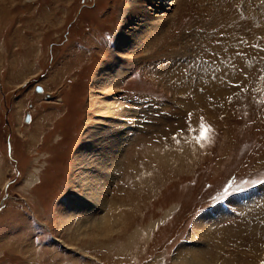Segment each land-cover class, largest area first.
I'll list each match as a JSON object with an SVG mask.
<instances>
[{"label": "rangeland", "instance_id": "1", "mask_svg": "<svg viewBox=\"0 0 264 264\" xmlns=\"http://www.w3.org/2000/svg\"><path fill=\"white\" fill-rule=\"evenodd\" d=\"M256 3L0 0V264H264ZM113 133L121 219L77 231Z\"/></svg>", "mask_w": 264, "mask_h": 264}, {"label": "bare ground", "instance_id": "2", "mask_svg": "<svg viewBox=\"0 0 264 264\" xmlns=\"http://www.w3.org/2000/svg\"><path fill=\"white\" fill-rule=\"evenodd\" d=\"M257 3V5L259 7H262L264 9V0H255ZM242 3H245L242 1ZM241 3V4H242ZM259 3V4H258ZM244 5V4H243ZM248 5V4H247ZM256 5V6H257ZM249 7V6H248ZM258 7V8H259ZM252 8V7H250ZM260 8V9H262ZM247 10V9H246ZM256 11V10H255ZM258 11V10H257ZM260 11V10H259ZM264 11V10H263ZM248 12V10H247ZM250 12H253V11H250ZM249 12V13H250ZM257 13V12H256ZM255 13V14H256ZM252 13H250L251 15ZM253 18V15L251 16ZM147 19V17H145ZM144 18V19H145ZM143 19V18H142ZM141 19V20H142ZM145 21V20H144ZM148 22V21H147ZM162 22H164V20H162ZM161 22V23H162ZM141 23V22H140ZM144 24V23H143ZM141 24V25H143ZM156 26V25H155ZM143 28V27H142ZM120 46V45H119ZM215 78V77H214ZM107 80V79H106ZM214 85V84H213ZM99 111V110H98ZM102 111V109H101ZM107 112V111H106ZM105 113V112H104ZM107 115V114H106ZM125 117V116H124ZM123 117V118H124ZM102 121V130H106V127H108V124L110 125V127H116V125L119 126L118 122L117 121H114L112 124L111 121H108L106 119L104 120H101ZM108 123V124H107ZM115 123L114 126H112L113 124ZM137 130V129H136ZM101 131V130H100ZM123 134V133H122ZM113 136L114 138L111 140V145L110 147H112V149L109 148L108 150V154L107 153H104L106 154V157H104V159L106 160L105 162L108 163V166L106 167L105 164L103 165V163L100 162L101 160V157H102V154L100 156L99 159V162L97 164L98 167L102 166V170L98 172V175H101L100 178H98V175L97 176H90L91 173H94L96 172V168L94 169H90V168H86V176H84V178L82 179V182H81V185L83 187V189L85 190V197H83L85 199V202L86 203H89V207L87 211V219H85L80 225H79V229L77 231H79L80 229L82 228H86V227H90L92 225H95L94 227V230L101 233L102 235L104 234H107L109 232H113V230L115 229V225H114V222H117L121 219V216L120 215H117L116 214H107L105 211L107 209V202L101 197V194L103 193V190L105 189V181H112L113 180V173L116 172L117 170V167L118 164H119V157L118 155H120V152L122 151V149L124 148L123 145L127 143V139L125 137H122L119 133H113ZM108 145H104V148L108 149L107 148ZM103 150V148L100 150V152ZM105 156V155H104ZM93 162V161H92ZM103 162V161H102ZM104 162V163H105ZM96 166V165H95ZM103 179V180H102ZM107 186V185H106ZM90 192V194H89ZM88 193V195H87ZM258 196V195H257ZM253 198V197H252ZM264 198V197H263ZM251 200V199H250ZM253 200V199H252ZM264 200V199H263ZM244 201V200H243ZM246 202V201H245ZM238 205V204H237ZM116 207V206H115ZM85 208V207H83ZM231 211H232V208L230 207ZM86 210V209H85ZM84 210V211H85ZM234 212V211H233ZM86 215V214H85ZM212 218V216H210ZM209 217V218H210ZM222 217V216H221ZM86 218V217H85ZM209 220V219H207ZM121 222V221H120ZM207 221L206 219L202 221V225L205 224L207 226ZM201 228V231H203L204 235H207L209 236L208 233H205L207 232L208 230L204 229L203 226L199 227ZM210 231V230H209ZM95 233V232H93ZM99 236V235H98ZM209 239V237H208ZM68 246V245H66ZM70 247H72L70 245ZM187 257V256H186ZM180 261L181 264H189V260L187 259L186 261L184 260H178ZM195 262V261H193Z\"/></svg>", "mask_w": 264, "mask_h": 264}, {"label": "clouds", "instance_id": "3", "mask_svg": "<svg viewBox=\"0 0 264 264\" xmlns=\"http://www.w3.org/2000/svg\"><path fill=\"white\" fill-rule=\"evenodd\" d=\"M207 135V130L206 129H201V134L199 139L204 140L206 138Z\"/></svg>", "mask_w": 264, "mask_h": 264}, {"label": "snow or ice", "instance_id": "4", "mask_svg": "<svg viewBox=\"0 0 264 264\" xmlns=\"http://www.w3.org/2000/svg\"><path fill=\"white\" fill-rule=\"evenodd\" d=\"M201 129H206V130H207V133L210 131V129L207 128L206 126H204L203 124L201 125ZM206 138H207V135H206ZM206 138H205V139H206ZM199 140H201V139H199Z\"/></svg>", "mask_w": 264, "mask_h": 264}, {"label": "water", "instance_id": "5", "mask_svg": "<svg viewBox=\"0 0 264 264\" xmlns=\"http://www.w3.org/2000/svg\"><path fill=\"white\" fill-rule=\"evenodd\" d=\"M36 91H38V92H39V91H40V88H37V89H36ZM26 120H27V118H26Z\"/></svg>", "mask_w": 264, "mask_h": 264}]
</instances>
